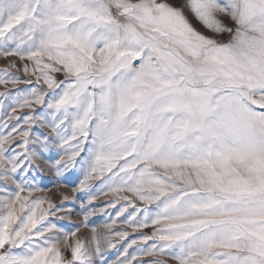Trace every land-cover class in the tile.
<instances>
[{
    "label": "snow or ice",
    "instance_id": "obj_1",
    "mask_svg": "<svg viewBox=\"0 0 264 264\" xmlns=\"http://www.w3.org/2000/svg\"><path fill=\"white\" fill-rule=\"evenodd\" d=\"M0 58V264H264V0H0ZM45 159L140 235L54 223Z\"/></svg>",
    "mask_w": 264,
    "mask_h": 264
},
{
    "label": "rangeland",
    "instance_id": "obj_2",
    "mask_svg": "<svg viewBox=\"0 0 264 264\" xmlns=\"http://www.w3.org/2000/svg\"><path fill=\"white\" fill-rule=\"evenodd\" d=\"M170 2H177V0H170ZM191 19V17H190ZM192 23L196 26L200 31L208 34L207 31L194 19H192ZM229 27L232 26L230 21H225ZM219 39L223 42H227L229 36L227 34H223L219 37ZM14 60V58H0V69L7 67L10 61ZM19 66V61H15ZM16 75H20L22 78L23 73H17L15 69H10ZM62 78V77H60ZM20 87H24V85H20ZM5 86L0 85V92L5 91ZM7 90L14 91L11 85H8ZM27 111V110H25ZM40 167L33 171V176L36 178V183L43 189L45 192L38 193V195H45L47 198L51 199V201L59 206L65 196L69 199L63 201V207L65 209L64 212H58L56 216L50 217V219L57 223L58 226L63 227L66 231L74 230L75 226L80 227V231L77 233V238L84 239L86 241L91 240L92 231L91 229L95 227L98 233H103L105 229L103 228L104 224H109L113 219H117V224L114 230L124 229L127 230L130 234V238H135L140 235L139 232L134 233L131 228H128L125 224H123V217L117 218L115 213L116 209L107 208L106 204L114 199L112 196H103L100 195L98 199L93 201L90 205H88L89 209H94L95 214L88 217L87 227L84 226V216L81 212V202L87 201V196L85 193L77 192L73 193L72 189L76 187L79 183V180L82 179V174L78 171L67 172V173H57L55 167L52 166V163L45 159L42 162H38ZM99 182H93L94 187L91 189L93 194H97L98 189L95 185H98ZM124 202L121 201V204ZM139 203V202H137ZM120 207V204L117 205V208ZM103 209V211H101ZM63 217V219H60ZM143 232L145 234H150L151 229H144ZM70 242H74L72 238H70ZM103 243V241H102ZM119 250H121V244H117L116 249H104V258L107 261V264H116L117 257L119 254ZM67 256H70V252L65 253ZM144 259H151L145 257ZM99 264V261H98Z\"/></svg>",
    "mask_w": 264,
    "mask_h": 264
}]
</instances>
